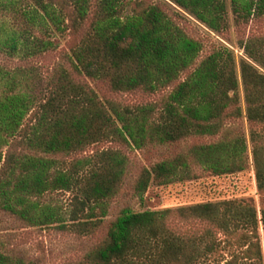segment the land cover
<instances>
[{"label":"trees","instance_id":"16d2710c","mask_svg":"<svg viewBox=\"0 0 264 264\" xmlns=\"http://www.w3.org/2000/svg\"><path fill=\"white\" fill-rule=\"evenodd\" d=\"M169 3L217 33L230 28V14L238 29L264 17V0H0V211L78 236L105 228L76 264H209L226 242L214 229L177 233L174 214L210 223L228 246L237 239L241 251L220 263L264 264V199L261 216L253 200L231 199L127 206L109 220L130 165L113 143L142 150L220 135L144 167L134 185L142 201L152 183L190 180L197 166L215 175L245 171L248 139L226 125L244 116L264 194V35L240 39L238 60L228 45L190 34ZM69 30V52L44 68L41 59ZM97 84L115 94L170 91L160 102L129 105L103 96ZM99 144L105 147L79 157ZM59 192L71 194V206L54 199ZM0 264L47 263L0 235Z\"/></svg>","mask_w":264,"mask_h":264},{"label":"rangeland","instance_id":"374dc122","mask_svg":"<svg viewBox=\"0 0 264 264\" xmlns=\"http://www.w3.org/2000/svg\"><path fill=\"white\" fill-rule=\"evenodd\" d=\"M172 10L178 12V17L182 26L192 35L199 39L214 40L222 42L235 50L237 59L243 56V51L239 48L240 39L253 33L264 35V17L259 20H253L248 25H243L238 29L233 24L232 14H230V28L222 33L210 30L207 26L200 23L196 18L191 16L183 9L173 3H169ZM61 43L59 48L50 55L41 59L44 68L51 67L66 53L69 52L73 44L71 30L67 31L60 37ZM209 50V48H207ZM186 74L183 75V77ZM96 87L103 96L117 100L123 104L136 105L143 103L160 102L166 93L170 90L159 91L151 94L142 90L131 93L115 94L110 92L105 85L97 84ZM241 104L246 115L245 94L243 85L240 88ZM228 128L232 131L241 130L248 139L249 144V166L245 171L215 175L209 171L196 167L194 177L190 180L178 181L168 185H157L152 183L147 190L144 199L141 201L134 193V185L144 167H151L154 163L173 158L174 156L186 152L188 148L198 142L217 141L220 135L196 137L182 140L176 143L153 144L142 150L121 146L113 143L114 147L122 148L130 156V165L123 188L118 196L112 200L111 214L109 220H112L117 213L124 207H132L135 210L144 209H165L179 208L203 202H219L231 199L253 200L261 216L262 201L264 194L260 193L257 187V180L254 168L252 143L250 141V124L244 116L241 119L227 120ZM234 129V130H233ZM105 145L99 144L91 147L86 153L89 155L97 148H103ZM78 156V155H77ZM74 157V155H73ZM71 194L59 192L54 195V199H60L66 207L71 206ZM171 228L179 234L204 235L208 229H214L216 235L226 243L222 244L219 252L209 258V264H223L218 259L222 257L229 259L233 251L240 252L241 248L237 239L234 238L232 245L228 246L227 236L214 228L210 223L196 220L194 218H184L174 214L170 221ZM262 240H264L263 225L260 227ZM106 233L105 228H101L95 234L87 236H78L73 233L61 232L53 227L37 228L28 227L13 217L0 211V235L8 241L13 247L20 249L31 257H38L47 264H76L92 246L99 243ZM217 260V261H216Z\"/></svg>","mask_w":264,"mask_h":264}]
</instances>
